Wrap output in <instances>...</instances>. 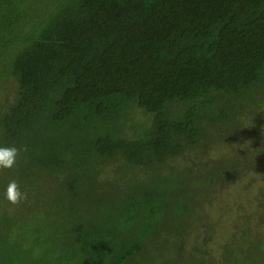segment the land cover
<instances>
[{"label": "trees", "instance_id": "obj_1", "mask_svg": "<svg viewBox=\"0 0 264 264\" xmlns=\"http://www.w3.org/2000/svg\"><path fill=\"white\" fill-rule=\"evenodd\" d=\"M0 76V264L8 221L23 264H264V188L218 258L206 215L264 176V0H0Z\"/></svg>", "mask_w": 264, "mask_h": 264}, {"label": "rangeland", "instance_id": "obj_2", "mask_svg": "<svg viewBox=\"0 0 264 264\" xmlns=\"http://www.w3.org/2000/svg\"><path fill=\"white\" fill-rule=\"evenodd\" d=\"M2 79L0 76V81ZM250 177H246L228 187L223 192L221 199L213 202L210 208L206 209L207 220L210 223H218L213 240L209 244L210 251L215 258L220 256V244L231 238L230 236L234 232L235 225L238 224L242 228L245 226L246 222L240 218L244 213L241 207L247 213H257L260 211L255 203L250 204L249 202L258 196L260 188H264V176L260 174L255 175L254 181L246 188L245 185L249 182ZM2 213L4 214V211ZM254 223L256 224L255 220L251 221L250 225H254ZM1 226L3 230L1 238L4 241L18 242L20 250L24 251V248H26L25 250L32 253V255L25 253L24 258L16 260L17 263L23 264L26 261H31L30 257L35 255L38 249L32 244V241H34L33 230L35 229L28 222L24 221H12L11 223L8 221L4 222ZM193 238L189 239V245L193 244Z\"/></svg>", "mask_w": 264, "mask_h": 264}, {"label": "clouds", "instance_id": "obj_3", "mask_svg": "<svg viewBox=\"0 0 264 264\" xmlns=\"http://www.w3.org/2000/svg\"><path fill=\"white\" fill-rule=\"evenodd\" d=\"M17 155L16 148L0 145V169H11L16 162ZM2 196L13 205L25 198V194L20 191L15 181L7 184Z\"/></svg>", "mask_w": 264, "mask_h": 264}]
</instances>
